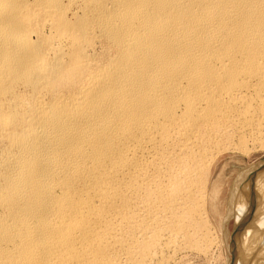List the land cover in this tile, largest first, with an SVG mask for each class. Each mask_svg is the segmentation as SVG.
<instances>
[{"label": "bare ground", "instance_id": "obj_1", "mask_svg": "<svg viewBox=\"0 0 264 264\" xmlns=\"http://www.w3.org/2000/svg\"><path fill=\"white\" fill-rule=\"evenodd\" d=\"M257 148L264 0H0V264L201 250L215 159ZM254 174L232 192L240 264H264Z\"/></svg>", "mask_w": 264, "mask_h": 264}, {"label": "rangeland", "instance_id": "obj_2", "mask_svg": "<svg viewBox=\"0 0 264 264\" xmlns=\"http://www.w3.org/2000/svg\"><path fill=\"white\" fill-rule=\"evenodd\" d=\"M221 153L213 163L208 182L207 211L211 221V236L214 234L215 240L210 236L209 241H213L201 250L184 249L180 253L179 251L171 253L166 263L163 262L164 264H240L239 258L233 256L228 247L237 221V217L232 216L239 213L235 207L231 208L232 192L235 183L243 175L252 176L259 166L264 164V148H257L247 152L248 154L234 151ZM229 208L232 212L228 211ZM260 260L261 258L251 264H260Z\"/></svg>", "mask_w": 264, "mask_h": 264}]
</instances>
